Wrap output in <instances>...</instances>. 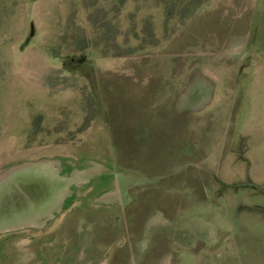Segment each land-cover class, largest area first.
Returning <instances> with one entry per match:
<instances>
[{
    "label": "rangeland",
    "instance_id": "1",
    "mask_svg": "<svg viewBox=\"0 0 264 264\" xmlns=\"http://www.w3.org/2000/svg\"><path fill=\"white\" fill-rule=\"evenodd\" d=\"M192 10L0 0V264H264V0Z\"/></svg>",
    "mask_w": 264,
    "mask_h": 264
},
{
    "label": "trees",
    "instance_id": "2",
    "mask_svg": "<svg viewBox=\"0 0 264 264\" xmlns=\"http://www.w3.org/2000/svg\"><path fill=\"white\" fill-rule=\"evenodd\" d=\"M209 0H191V5H194V10L191 11V13L189 12L188 16L185 17V19H191L194 17L195 12L199 9L202 8L203 6H205L208 3ZM188 6V5H187ZM169 12H167V19H169L168 16Z\"/></svg>",
    "mask_w": 264,
    "mask_h": 264
},
{
    "label": "water",
    "instance_id": "3",
    "mask_svg": "<svg viewBox=\"0 0 264 264\" xmlns=\"http://www.w3.org/2000/svg\"><path fill=\"white\" fill-rule=\"evenodd\" d=\"M15 175V173H12L11 175H9L8 178H5V180H11V178ZM10 178V179H9ZM10 182V181H9ZM31 186V185H30ZM28 186V187H30ZM15 199H16V196L14 195Z\"/></svg>",
    "mask_w": 264,
    "mask_h": 264
}]
</instances>
